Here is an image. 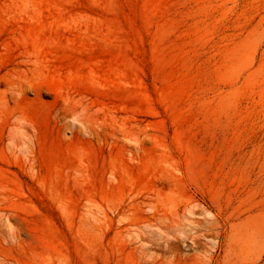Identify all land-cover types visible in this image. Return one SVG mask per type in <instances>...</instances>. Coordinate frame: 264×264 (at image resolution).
I'll return each mask as SVG.
<instances>
[{"label":"rangeland","instance_id":"1","mask_svg":"<svg viewBox=\"0 0 264 264\" xmlns=\"http://www.w3.org/2000/svg\"><path fill=\"white\" fill-rule=\"evenodd\" d=\"M0 264H264V0H0Z\"/></svg>","mask_w":264,"mask_h":264}]
</instances>
